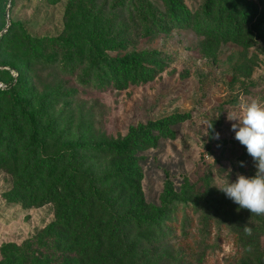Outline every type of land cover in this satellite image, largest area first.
I'll list each match as a JSON object with an SVG mask.
<instances>
[{"label":"rangeland","instance_id":"374dc122","mask_svg":"<svg viewBox=\"0 0 264 264\" xmlns=\"http://www.w3.org/2000/svg\"><path fill=\"white\" fill-rule=\"evenodd\" d=\"M183 3L195 16L203 15L204 0ZM5 6L8 25L20 21L39 38L60 36L71 28L69 36L108 48L111 54L119 52L121 43L132 53L158 54L151 60H160L163 72L147 84L129 87L109 81L92 87L94 79L89 87L82 79L88 80L90 66L70 64L67 50L56 64L35 67L30 97L45 110L41 128L54 122L53 135L46 138L48 148L80 138L109 142L124 137L131 126L191 113L190 121L176 127V140H163L158 148L139 154L144 197L158 206L168 180L178 193L185 184L194 185L199 193L182 207L188 211L191 230L201 235L200 247L207 250L203 264L264 263V215L239 208L215 187L235 182L238 173H256L252 157L235 139V121H229L228 114L241 115L243 105L253 99L264 103L263 43L247 48L184 29H154L165 23L163 17L168 20L165 0H0V8ZM214 120L223 123L216 127L219 139L211 141L208 128ZM91 166L105 172L112 163L99 160ZM14 171L10 165L0 166V261L6 245L32 238L56 215L52 203L31 206L30 198L13 202L19 181ZM245 226L252 229L251 235Z\"/></svg>","mask_w":264,"mask_h":264},{"label":"trees","instance_id":"16d2710c","mask_svg":"<svg viewBox=\"0 0 264 264\" xmlns=\"http://www.w3.org/2000/svg\"><path fill=\"white\" fill-rule=\"evenodd\" d=\"M165 2L168 20L163 17L165 23L154 29H184L247 48L264 44V0H204L201 16L183 0ZM9 15L6 6L0 8V82L5 85L0 87V166L10 165L19 175L13 202L30 198L31 206L52 203L56 215L32 238L6 245L0 264H203L207 250L200 247L201 235L191 230L182 207L199 192L185 184L178 193L168 180L160 205L151 206L143 193L139 156L163 140H176V127L190 121L191 113L131 126L124 137L109 142L80 138L48 148L54 122L41 128L45 110L30 97L34 68L56 64L63 51L70 52V64L90 66L88 80L82 79L89 87L92 79V87L108 81L124 87L147 84L165 67L151 60L158 54L132 53L124 43L111 54L108 48L69 36L71 28L60 36L39 38L20 21L8 25ZM222 123L211 121V141ZM99 160H110L111 169L93 171L91 162ZM208 178L202 181L208 184Z\"/></svg>","mask_w":264,"mask_h":264},{"label":"clouds","instance_id":"9594fccd","mask_svg":"<svg viewBox=\"0 0 264 264\" xmlns=\"http://www.w3.org/2000/svg\"><path fill=\"white\" fill-rule=\"evenodd\" d=\"M235 139L246 148L247 154L255 162L256 173L252 177L237 174L235 182L225 181L215 186L231 199L239 208L247 209L252 215H264V103L253 99L243 105L242 114L229 116ZM212 129L213 125L209 126ZM219 139V133L213 137ZM214 159V158H213ZM240 166L244 163L241 161ZM245 233L252 229L245 226Z\"/></svg>","mask_w":264,"mask_h":264}]
</instances>
